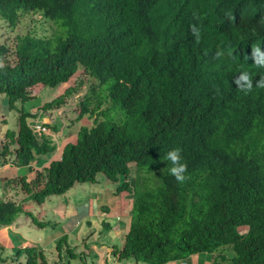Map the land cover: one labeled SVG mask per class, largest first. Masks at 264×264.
Instances as JSON below:
<instances>
[{"label": "trees", "instance_id": "trees-1", "mask_svg": "<svg viewBox=\"0 0 264 264\" xmlns=\"http://www.w3.org/2000/svg\"><path fill=\"white\" fill-rule=\"evenodd\" d=\"M31 15L38 16L32 30L11 48L0 44V95L17 110V130L4 132L0 158L28 166L55 150L50 138L37 141L30 114L16 103L78 70L88 82L74 111L92 125L80 127L34 179L8 186L40 205L76 183H95L99 173L117 182L133 163L120 259L167 264L209 253L210 264H264V87L257 86L264 67L252 59L253 46L264 52V0H0L9 28ZM242 72L253 83L247 93L234 83ZM82 83L41 109L60 108ZM174 148L188 166L183 183L163 159ZM23 207L0 201V227L22 213L38 227L50 224ZM56 249L73 256L66 237ZM15 252L26 256L23 264H47L41 251Z\"/></svg>", "mask_w": 264, "mask_h": 264}, {"label": "crops", "instance_id": "crops-1", "mask_svg": "<svg viewBox=\"0 0 264 264\" xmlns=\"http://www.w3.org/2000/svg\"><path fill=\"white\" fill-rule=\"evenodd\" d=\"M64 85L66 84L60 86ZM37 86L38 91L44 89L42 85ZM62 93L63 91L59 94ZM33 94L34 90L31 91V97ZM67 103L58 109L43 110L41 109L45 104L43 102L42 106L33 108L30 113L32 116L44 117L40 124L49 128L51 132L47 135H38L37 140L41 142L45 138H50L56 146L53 152L35 155L28 166L14 165L11 157L4 160L0 158V201H23V209L31 213L34 219L50 223L45 227H38L22 213L12 224L0 227V264H23L26 256H16L15 251L24 248L41 251L47 264H143L133 259L118 257L131 221L134 169L117 182L97 178L95 183L80 184L83 191L85 188L88 189L87 197H81L77 190H70L71 187L64 194L46 198L40 205L26 199L27 196L22 194L18 187L8 186V181L13 178L34 179L36 172L42 171L48 163L59 160L64 146L75 142L80 127L91 126V120L86 118L75 120L77 118L75 117L69 119L71 124H68L66 131L58 130L54 119L61 116L67 119L72 117V114L77 116L76 112L70 110L71 103ZM2 121H5L4 117ZM36 122L37 119L34 123ZM30 123L28 121V124ZM1 139L3 141V137ZM122 184H127L128 188L118 190ZM62 237H66L73 256L67 254L64 249L57 251L56 243ZM202 255L201 259L193 255L173 264H206L208 260L211 263L212 254Z\"/></svg>", "mask_w": 264, "mask_h": 264}, {"label": "rangeland", "instance_id": "rangeland-1", "mask_svg": "<svg viewBox=\"0 0 264 264\" xmlns=\"http://www.w3.org/2000/svg\"><path fill=\"white\" fill-rule=\"evenodd\" d=\"M36 18L38 19V16L36 17V15H31L28 17L25 16L20 21L18 26L15 28H9L5 23H3L0 20V44L9 45V47L11 48L13 41H14V37L16 35H22V34L26 33L27 31L32 30V26H33L32 21H36L37 20ZM82 73L83 72L81 70H78L77 73L70 79L69 84H66V85L60 86V87L57 86L58 89H57V87H55V88L44 87L43 90L38 91L39 86H37V85L34 86L31 89V91L34 90L33 97H31L28 100L23 101V102H20V101L17 102L16 108L21 109V110L30 114L32 112L33 108L36 109L37 107L42 106L43 102L46 103V102L52 101L58 95H60L59 93L64 91L68 85H71V84L74 85V83H77L78 81L83 82L77 91L79 93H82L81 90H83V86L86 85V77ZM69 101L70 100H68V104H69ZM70 110L74 111L73 107ZM62 114H64L63 111H62ZM2 117H4V119H5L4 122L2 121ZM75 117H77V116L74 114H72V117H68L67 119L64 118L63 116H61L59 119L56 118L53 121L57 123V129L62 132L63 130L66 131L68 124H71L69 122V119H74ZM35 119H37V121L39 122V123L36 122L37 124H40L41 122L44 121V117L41 118L40 116H32V114L28 117L27 121H30L31 122L30 124H33L35 122ZM75 120H77V119H75ZM74 122H77V121H72V123H74ZM6 130H12V131L17 130V110H9L7 107L6 97L4 95H0V141H2L1 138L3 137V134ZM41 135H46V134H41ZM0 148H1V142H0ZM132 168H133V165L129 164V170H132ZM97 178H99L100 180H105V177L102 173H99L97 175ZM81 187H82V185L76 184L70 190H77L78 194L81 197H87L86 194H87L88 189L85 188L83 191L81 189ZM245 230H246L245 227H241L238 229V232L244 233ZM195 255L197 257L199 256L200 259L203 256L202 254H195ZM130 259H132V258H130ZM209 263H210V261L208 260V262L206 264H209Z\"/></svg>", "mask_w": 264, "mask_h": 264}, {"label": "clouds", "instance_id": "clouds-1", "mask_svg": "<svg viewBox=\"0 0 264 264\" xmlns=\"http://www.w3.org/2000/svg\"><path fill=\"white\" fill-rule=\"evenodd\" d=\"M190 31L192 33V35L194 37H196L197 41L199 40V30L194 26V25H190ZM219 55V53H218ZM252 59L254 60V64L257 65L258 67H264V52H262L260 50L259 47H256V46H253L252 47ZM77 73V72H76ZM70 80L67 82V83H64V84H69ZM87 82H88V78L86 79V85H87ZM234 83L236 84L237 86V90L238 91H242V92H250L252 90V87H253V83H252V79L251 77L249 76L248 73L246 72H242L240 73L234 80ZM75 84V83H74ZM62 85V84H61ZM86 85L83 86V90L82 93H79V92H75L73 95H71L70 97H68V99L65 101L64 104L67 103L68 100L69 103V106L73 107L74 109V105L77 101V99L84 93L85 89H86ZM60 86V85H59ZM58 86V87H59ZM69 86H74V85H68L67 87ZM257 86L258 87H264V78L260 79L257 83ZM66 87V88H67ZM33 88V87H32ZM64 92V91H63ZM63 94V93H62ZM70 98V99H69ZM72 99V100H71ZM63 104V105H64ZM68 104V103H67ZM62 105V106H63ZM61 106V107H62ZM60 107V108H61ZM75 112V111H74ZM82 118H86L87 117H82ZM77 119V118H76ZM81 118H78L77 120H79ZM88 120H91V119H88ZM92 123V122H91ZM34 125H41L43 126L42 124H37V123H33V124H29V126L31 127L32 131H33V126ZM92 125V124H91ZM45 127V126H43ZM48 132L47 133H35L33 131V133L35 134L36 138L38 135H41V134H48L50 131L49 128L45 127ZM79 130V129H78ZM38 141V140H37ZM0 151H1V148H0ZM165 161L168 162V164H170L171 166L168 168V172L169 174L175 178V180L178 182V183H183L186 179V176H185V173L187 172V164L186 163H182V155H181V150L179 148H174L172 150H169L165 157L163 158ZM133 165V168L132 170L134 169L135 171V166L133 163H130ZM129 167V165H128ZM131 170H129L130 172ZM77 184V183H76ZM80 184V183H79ZM73 187V186H72ZM132 195H133V192H132ZM246 231V230H245ZM130 259V258H129ZM134 260V259H133ZM140 263V262H139ZM144 264V263H143ZM168 264V263H167ZM169 264H173V262H169Z\"/></svg>", "mask_w": 264, "mask_h": 264}, {"label": "built area", "instance_id": "built-area-1", "mask_svg": "<svg viewBox=\"0 0 264 264\" xmlns=\"http://www.w3.org/2000/svg\"><path fill=\"white\" fill-rule=\"evenodd\" d=\"M33 131L35 133H42V132L47 133L48 132V130L45 127L41 126V125H34L33 126Z\"/></svg>", "mask_w": 264, "mask_h": 264}]
</instances>
